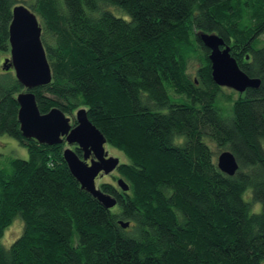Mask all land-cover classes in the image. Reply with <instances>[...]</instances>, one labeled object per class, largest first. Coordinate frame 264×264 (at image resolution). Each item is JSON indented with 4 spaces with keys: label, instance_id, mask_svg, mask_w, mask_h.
<instances>
[{
    "label": "trees",
    "instance_id": "1",
    "mask_svg": "<svg viewBox=\"0 0 264 264\" xmlns=\"http://www.w3.org/2000/svg\"><path fill=\"white\" fill-rule=\"evenodd\" d=\"M19 4L0 0V55L11 50ZM26 7L43 28L52 71V82L32 91L40 112L85 109L107 145L127 157L118 172L130 188L101 184L118 200L107 210L71 174L64 143L25 138L17 101L24 88L12 70L3 72L0 136L17 140L29 158L12 159L8 171L0 166V264H264V0ZM202 33L223 38L259 88L234 99L216 85ZM214 148L235 155L234 176L219 169ZM248 191L253 202L244 199ZM17 218L23 234L6 248Z\"/></svg>",
    "mask_w": 264,
    "mask_h": 264
},
{
    "label": "water",
    "instance_id": "2",
    "mask_svg": "<svg viewBox=\"0 0 264 264\" xmlns=\"http://www.w3.org/2000/svg\"><path fill=\"white\" fill-rule=\"evenodd\" d=\"M42 33L43 28L34 12L25 5L14 7L10 25L11 59L5 60L3 70L8 72L13 69L16 79L24 88V92L17 96L21 132L25 138L34 139L42 145L54 146L66 142L82 150L83 155L80 157L75 150L65 149L64 160L82 189L97 199L105 209L111 210L117 206L118 200L98 188L96 178L116 171L121 165L120 159L109 156L105 148L107 139L90 121L88 112L85 109L78 110L76 125L73 126L72 119L59 108L46 114H42L38 108L36 95L32 91L52 82ZM200 39L211 52L209 59L216 85L239 93L259 88L260 80L251 79L239 67L223 38L217 34L202 33ZM218 167L229 176H234L239 170L237 159L231 151L220 154ZM118 186L123 192H128L130 188L123 179L118 180ZM119 224L123 229L130 227L129 222L120 221Z\"/></svg>",
    "mask_w": 264,
    "mask_h": 264
},
{
    "label": "rangeland",
    "instance_id": "3",
    "mask_svg": "<svg viewBox=\"0 0 264 264\" xmlns=\"http://www.w3.org/2000/svg\"><path fill=\"white\" fill-rule=\"evenodd\" d=\"M20 4L19 5H25L27 6L31 0H19ZM116 11V9H115ZM117 12V11H116ZM118 13V12H117ZM261 46H264V33L259 37ZM231 48V47H230ZM249 59V57H246ZM6 59H11V54L9 53H2L0 55V75L3 74V67H4V62ZM199 68V65L197 62H193L190 64L189 67V72L192 74V77H196V71ZM14 73V71H13ZM24 92V91H23ZM224 92L227 93L228 95H232L235 98H237L238 92L230 89V88H224ZM224 104H227L226 101H222ZM69 118L72 119L71 124L74 126L75 124V115H68ZM75 120V121H74ZM71 148L76 151L75 146H70L66 142L64 143V148L63 152L65 149ZM106 151H108V154L110 157H115L120 159V164L128 163L127 157L119 151L118 149L114 147H110L109 145L105 146ZM216 152V155L218 156L221 154V152L218 151V149L214 148L213 149ZM219 152V153H218ZM19 158L23 160H28L29 154L28 151L25 147H22L19 142L9 136H0V166L1 168L5 170L10 169V161L12 159ZM121 179V175L118 172V169L114 171L113 173L109 175L103 174V176L99 175V177L96 180L97 187L101 189V184L107 183V184H112L113 186L117 187L119 190L121 188L118 186V180ZM122 191V190H121ZM111 195V194H110ZM113 196V195H112ZM115 197V196H114ZM244 199L248 202H253L252 199V193L251 191H248L244 195ZM253 211L258 213L261 211V204L260 203H254ZM23 229H24V221L21 218H17L13 224L5 231L4 237L2 239V244L6 248H10L11 245L21 237L23 234Z\"/></svg>",
    "mask_w": 264,
    "mask_h": 264
},
{
    "label": "bare ground",
    "instance_id": "4",
    "mask_svg": "<svg viewBox=\"0 0 264 264\" xmlns=\"http://www.w3.org/2000/svg\"><path fill=\"white\" fill-rule=\"evenodd\" d=\"M38 20H39V19H38ZM251 79H253V78H251ZM247 90H248V89H247ZM247 90H246V91H247ZM246 91H245V92H246ZM245 92H244V93H245ZM238 93H239V92H238ZM64 143H65V142H64ZM75 147H76V146H75ZM76 148H77V147H76ZM63 153H64V152H63ZM98 177H99V176H98ZM98 177H97V178H98ZM97 178H96V180H97ZM96 186H97V184H96ZM87 193H88V192H87Z\"/></svg>",
    "mask_w": 264,
    "mask_h": 264
},
{
    "label": "clouds",
    "instance_id": "5",
    "mask_svg": "<svg viewBox=\"0 0 264 264\" xmlns=\"http://www.w3.org/2000/svg\"><path fill=\"white\" fill-rule=\"evenodd\" d=\"M13 70V69H12Z\"/></svg>",
    "mask_w": 264,
    "mask_h": 264
}]
</instances>
